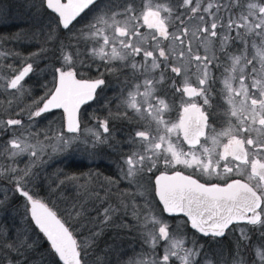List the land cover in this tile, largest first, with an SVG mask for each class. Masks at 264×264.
I'll use <instances>...</instances> for the list:
<instances>
[{"label":"snow or ice","instance_id":"snow-or-ice-1","mask_svg":"<svg viewBox=\"0 0 264 264\" xmlns=\"http://www.w3.org/2000/svg\"><path fill=\"white\" fill-rule=\"evenodd\" d=\"M44 3L58 16L59 25L70 29L95 0ZM85 31L101 37L105 46L100 49L101 62H122L103 64L105 71L117 67L128 77L114 114L103 121L106 135L99 141L117 151L124 144L129 146L123 152L124 176L139 183L153 174L155 197L163 212L183 217L201 235L221 237L236 228L240 239L251 245L255 230L259 239L251 245L253 254L259 257L257 264H264V0H121L117 8L78 30L77 47ZM57 34L58 28L53 29L49 41ZM77 47L75 53L63 51L52 81L42 85V94L34 95L33 86L24 81L49 50L47 43L5 83L11 95L23 92L31 104L18 105L22 109L19 118L7 119L0 126L4 133L0 149L13 156V163L21 162L15 157L26 154L31 165L9 169L0 178L4 182L0 187V249L8 251L0 264H88L85 245L92 246V241H78L70 222L35 193L36 169L44 166L46 153L42 144H30L23 136L24 132L32 135L40 118L52 114L49 121L61 125L56 129L61 151L68 152L79 142L93 158L97 155L98 144L92 142L89 148L81 139V126L87 128L83 109L95 100L105 80L79 71V65L94 59L87 51L78 55ZM172 116L175 119H165ZM117 124L125 126L126 139L117 135L121 131ZM41 135L48 140V133ZM186 169L212 179L204 182L196 175H185ZM60 175L67 182L76 181L67 173ZM15 193L27 201L24 223L30 220L48 241L49 249L40 252L38 260L31 259L30 253L39 248V239H30L25 227L11 238L3 219L20 210L21 205L13 202ZM53 193L59 198V191ZM66 211L79 220L81 213L75 206ZM115 214L116 210L106 209L104 222ZM154 237L153 245L157 240L169 241V225L160 223ZM150 254L159 257L151 264H173L174 257L182 258L183 264H196L201 249L194 246L181 252L167 246L161 254L154 246ZM232 259L233 264H247L240 255Z\"/></svg>","mask_w":264,"mask_h":264},{"label":"rangeland","instance_id":"rangeland-1","mask_svg":"<svg viewBox=\"0 0 264 264\" xmlns=\"http://www.w3.org/2000/svg\"><path fill=\"white\" fill-rule=\"evenodd\" d=\"M10 1V4H7ZM149 2V0H145ZM152 2H157V0H152ZM209 2L215 3L216 0H209ZM121 3V0H106L102 6V12L93 14L94 20L96 21L100 16L117 8ZM58 18L49 12L46 7L44 0H0V30L2 26L10 25L12 23H22L27 25L22 31V34L33 33L40 38L39 44L44 47L47 43L49 50L41 55L39 58L34 73L31 75L29 80L25 84H30L33 86L34 95L42 94L44 88L43 84L52 81L54 77V68L59 66L61 63L60 57L63 51L71 50L73 53L76 51V33L79 29L74 31V34L64 33L58 23ZM91 20L88 24L94 23ZM87 24V25H88ZM79 25H82L80 23ZM84 26V25H83ZM58 28V34L54 40L49 41V35L53 29ZM2 31V30H1ZM103 31H107L103 29ZM9 35H12L10 33ZM89 40L90 42H87ZM9 41V39H7ZM81 43L77 47V54H83L87 51V54L91 56L94 60L89 63H84L79 65V71L85 74L87 70L98 71L101 67L103 72L101 77H106L113 82H115L119 77L128 78L126 75H119L124 70L117 67H113L105 71L103 64H113L116 65L119 62L115 59L100 61V49L105 46L102 44L101 37L95 32L85 31L80 37ZM0 46V126L4 125V121L10 118H19L17 115L22 111L18 105L20 104H31L23 92L18 95H11L12 91L5 89V83L9 81V75L15 72L21 67L26 66V61L33 55L30 54L29 58L22 60L21 62L10 61L4 62L8 59V43L2 42ZM89 47V48H88ZM6 49V50H5ZM106 51H110V48H106ZM39 49L37 52L39 53ZM68 52H65L67 55ZM43 69V71H41ZM94 73V72H93ZM98 73V72H97ZM115 73V75H113ZM119 76V77H118ZM28 85L25 88L28 89ZM118 85L111 83L105 90L115 89ZM121 90V88H120ZM122 91V90H121ZM15 109V111H13ZM115 110V109H114ZM114 110L105 112V119L109 117L110 114H114ZM52 114L44 115L40 118L39 125L32 128V135L28 132H24L23 136L26 141L30 144H42L45 149V161L44 166L36 169L39 175V179L35 184L34 191L39 195V198L48 203L54 211H57L58 216L62 219H66L70 222L71 228L79 241H92V246L88 247L85 245V258L88 264H151L153 259L159 258L157 255L150 254V249L156 247L158 252L163 253L165 247L176 246L178 251L183 252L185 248L191 249L194 246L201 249V255L196 261V264H208L209 261L212 264H233V256L222 255L215 242H201L198 240H169L161 242L156 241V244L151 243V239H146L140 233H150L149 226H142L141 230L137 233L134 231L133 225L126 221L124 218V211L120 210L123 215L120 217H112V220L107 224L104 222L105 210L109 204V197L112 192L109 190L107 192L106 187L110 184L108 183L109 177L107 174L102 173V169L105 166L114 165V160L112 156L107 155V151L110 147L100 144L99 141L104 138L102 130L98 126H87V128L82 127L83 132L82 140H85L87 146L91 148L92 142L98 144L97 155L93 158L87 151V149L77 142L76 145L68 152L61 151L59 149V136L60 133L56 129L60 128L61 125L54 121H49L53 119ZM26 119V117H25ZM104 121V118L101 120ZM42 133H48V140L52 143H48ZM78 136L80 133L77 134ZM32 136L36 137V140L32 139ZM95 137V138H94ZM94 138V139H93ZM66 139V138H65ZM4 142V133L0 132V144ZM111 149V153L118 152L117 150ZM51 153V155H47ZM13 156L11 154H6L4 150L0 149V178L4 177L9 169H23L26 165H31V158L26 154H21L15 157L17 163H13ZM89 166L88 171L85 168ZM71 167L73 171L68 170ZM116 170L118 166L116 165ZM70 169V168H69ZM123 170V169H122ZM67 173L69 176L76 177L75 183L67 182L63 175L60 173ZM123 177V171L119 172ZM87 177V179H85ZM56 181V183H53ZM60 181H64L61 185ZM49 184H52L50 186ZM0 187H4V182L0 180ZM62 188V191L60 189ZM111 188V186H108ZM59 191V198L55 196L53 192ZM107 192V195H106ZM15 196H18L15 193ZM13 198L14 204L21 205L18 212L11 214H5L3 219L9 225V235L11 238H15L17 234V229L20 227H25L30 232V239H39L40 245L36 252L31 253V259L38 260L39 253L46 250L44 247L40 246L43 242L46 243L45 239L41 237V234L34 228V226L27 221L24 223L23 217L25 216V207L27 202L17 200ZM20 198V197H19ZM51 201V203H49ZM116 203V202H115ZM117 204V203H116ZM97 205V207H95ZM125 204L122 203L120 209H123ZM73 206L76 210L81 213L79 220L75 219L73 216L69 215L66 209H70ZM119 214V213H118ZM116 220V221H114ZM114 221V222H113ZM99 234V235H96ZM41 237V238H40ZM253 242V243H252ZM251 244L253 246L258 244V240H253ZM264 252V248H261ZM8 255L7 249H0V261H3ZM236 255H240L241 258H246L247 264H257L259 257L253 254V247L250 245L247 249L243 251H237ZM103 257V259H100ZM51 259V257H49ZM173 264H183L182 258L174 257Z\"/></svg>","mask_w":264,"mask_h":264},{"label":"flooded vegetation","instance_id":"flooded-vegetation-1","mask_svg":"<svg viewBox=\"0 0 264 264\" xmlns=\"http://www.w3.org/2000/svg\"><path fill=\"white\" fill-rule=\"evenodd\" d=\"M105 1L106 0H99L97 3H95L90 9H88L81 16V18L76 22V24L72 28L68 30H63V29L61 30L64 33H69V34L70 32H72L71 33L72 36V34H74V31L77 28L79 29L81 28V26L83 28L91 20L95 21L94 18H92L93 14L95 13L99 14L102 12V6L105 3ZM10 3H11L10 1H7V4ZM80 23H82V25H79ZM26 26L27 25L22 23H17V24L12 23L10 25L2 26L1 28L2 31L0 30V46L3 44L2 42L8 43L9 46L8 49L9 51L7 53L8 59L5 60L4 62H10V61L21 62L22 60H26L27 58H29L31 53H38L37 50L38 49L40 50L41 46L38 41L40 40V38L38 37L39 34L36 35L35 32L31 34L30 33L22 34V31L26 28ZM10 33H12V35H9ZM7 39H9V41H7ZM87 42L90 41L87 40ZM22 68L23 67H21L20 69L17 68L15 72L11 73L8 76L9 81L12 74H18V70H22ZM102 72L103 69L99 67L96 73L95 71L87 70V72L84 75L91 78H97L102 76L101 74ZM31 75L26 79V81L29 80ZM119 75H122V73H119ZM102 78L105 80V83L101 85L100 88L97 90L95 100H93L90 104L86 105L85 108L83 109V118L89 121L88 126L93 127L100 125L99 127L101 128V130L103 124V121L101 120L103 118L105 119V112H109L115 109L117 97L121 92V90L123 91V82H126L128 79V78L119 77L115 82H113L112 80L108 79L107 76ZM26 81H24V83ZM111 83H115V85H118V87H115V89H111L105 92L106 88L110 86ZM8 91H12V90L8 89ZM90 117L93 118L90 120ZM169 118L175 119L174 116L165 117V119H169ZM117 123H119V121H117ZM82 127H84L83 124L81 128ZM117 127L121 129V131H119L117 135L121 139H126L127 130L125 129V126L123 124H117ZM102 134L103 136L106 135L103 133V130H102ZM105 145L106 144H103V148L106 147ZM128 147L129 146L127 144L122 145L121 146L122 151L115 152V154L111 153V149L109 148L107 151V155L113 157L114 165L111 164L110 166L106 165L105 169L101 170L104 175L107 174V176L109 177L108 180L116 181L115 184L110 183L108 185L111 186V188H108V186L106 187L107 192L110 190L112 194H110L109 197H106V199L109 200V204L107 205V207H104L105 209L109 208L116 210V214L113 216V218L114 217L118 218L122 216L123 213L120 210L124 211L125 212L124 218L126 219V221H128L133 225L135 232L138 233L141 230L142 226L144 225L149 226L147 230H149L150 233L142 232L140 233V235H143L146 239H151V240L155 238L154 233L158 231L159 224L167 223L170 227L169 240H189V241L198 240L201 242H215L218 251L224 256L235 255L237 254V251H243L250 246L245 241L240 239L239 230H237L236 228L227 231L225 235L221 237L204 236L198 232L193 231L183 217H172L165 214L159 204V201L155 197V192L153 188V182H154L153 174L145 175L139 181V183L133 180L131 177L126 178L125 176L122 177L121 174H118L121 171L124 172V170L126 169V165L123 159V152L127 151ZM116 165L118 166L117 170L115 167ZM175 167L177 169L183 168L182 165H176ZM88 169L89 166L85 168V170L87 171ZM184 171H185L184 173L185 175H193V176L196 175L199 179H201L204 182H208L212 179L203 176L202 174L192 169H186ZM155 174H158V171ZM169 174H171V170H169ZM122 203L125 204L124 205L125 207H123V209H120ZM95 207H97V205H95ZM150 207L154 209V212L143 211V209ZM134 208L136 209L135 213L133 212ZM137 217H139V219ZM258 239L259 238L256 236L255 230H253V240H258Z\"/></svg>","mask_w":264,"mask_h":264},{"label":"trees","instance_id":"trees-1","mask_svg":"<svg viewBox=\"0 0 264 264\" xmlns=\"http://www.w3.org/2000/svg\"><path fill=\"white\" fill-rule=\"evenodd\" d=\"M15 198L17 199V200H21L22 198H19V195L18 196H15ZM49 207H51L50 205H49ZM51 208H53V207H51ZM42 237V236H41ZM40 237V238H41ZM41 247H44L45 249H49V246L45 243V242H43V244L40 246V248ZM30 258H31V253H30Z\"/></svg>","mask_w":264,"mask_h":264},{"label":"water","instance_id":"water-1","mask_svg":"<svg viewBox=\"0 0 264 264\" xmlns=\"http://www.w3.org/2000/svg\"><path fill=\"white\" fill-rule=\"evenodd\" d=\"M98 1H99V0H95V3H97ZM95 3H94V4H95ZM94 4H93V5H94ZM93 5H92V6H93ZM45 6H46V4H45ZM92 6H91V7H92ZM46 9H47L48 11L51 12V10L47 8V6H46ZM52 13H53V12H52ZM54 15H56V14L54 13ZM57 17H58V16H57ZM58 19H59V18H58ZM61 28L63 29L62 26H61ZM64 30H66V29H64ZM65 127H66V126H65ZM18 194H19V193H18ZM19 195H20V194H19ZM21 197H23V196H21ZM23 198H24V197H23ZM33 226H34V225H33ZM46 241H47V240H46ZM47 243H48V241H47Z\"/></svg>","mask_w":264,"mask_h":264}]
</instances>
